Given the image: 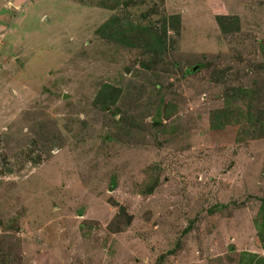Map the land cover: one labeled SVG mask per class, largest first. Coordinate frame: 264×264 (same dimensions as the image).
<instances>
[{
	"label": "rangeland",
	"instance_id": "374dc122",
	"mask_svg": "<svg viewBox=\"0 0 264 264\" xmlns=\"http://www.w3.org/2000/svg\"><path fill=\"white\" fill-rule=\"evenodd\" d=\"M261 107L264 0H0V264L264 256Z\"/></svg>",
	"mask_w": 264,
	"mask_h": 264
},
{
	"label": "trees",
	"instance_id": "16d2710c",
	"mask_svg": "<svg viewBox=\"0 0 264 264\" xmlns=\"http://www.w3.org/2000/svg\"><path fill=\"white\" fill-rule=\"evenodd\" d=\"M219 20H224L223 22L227 24V16H219ZM140 30V45L145 48V50L150 55H157L160 56L163 54V52L166 50L167 44L165 43L166 37H167V26L164 24L161 28V32H157L154 29L153 31L145 30V28L139 27ZM121 94V89L116 87L113 84L110 83H104L99 88L96 97H95V103L100 105L101 108L107 109L111 106H114L117 104L118 99ZM258 108V107H257ZM253 108L249 110L248 114V121L251 120L252 124L260 128L261 135L264 134V124H263V110L264 108L261 107V109ZM117 113V112H115ZM114 118H116L114 116ZM123 116H120V119L122 120ZM117 120V121H118ZM256 121V122H255ZM124 211V209L122 210ZM262 211H264V201L262 203ZM262 211L260 213H262ZM259 229H260V239L264 240V224L258 222ZM242 258L240 259V262H244L246 264H263L264 263V256H261L257 253H251V252H244L242 254Z\"/></svg>",
	"mask_w": 264,
	"mask_h": 264
},
{
	"label": "water",
	"instance_id": "95a60500",
	"mask_svg": "<svg viewBox=\"0 0 264 264\" xmlns=\"http://www.w3.org/2000/svg\"><path fill=\"white\" fill-rule=\"evenodd\" d=\"M24 0H15L16 4H21ZM67 94H64V98H67Z\"/></svg>",
	"mask_w": 264,
	"mask_h": 264
},
{
	"label": "flooded vegetation",
	"instance_id": "af4514ba",
	"mask_svg": "<svg viewBox=\"0 0 264 264\" xmlns=\"http://www.w3.org/2000/svg\"><path fill=\"white\" fill-rule=\"evenodd\" d=\"M24 1H25V0H24ZM24 1H23L22 3H24ZM22 3H21V4H22Z\"/></svg>",
	"mask_w": 264,
	"mask_h": 264
}]
</instances>
